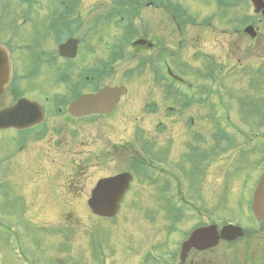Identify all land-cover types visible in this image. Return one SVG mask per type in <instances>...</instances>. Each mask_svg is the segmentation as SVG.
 <instances>
[{
  "label": "flooded vegetation",
  "instance_id": "af4514ba",
  "mask_svg": "<svg viewBox=\"0 0 264 264\" xmlns=\"http://www.w3.org/2000/svg\"><path fill=\"white\" fill-rule=\"evenodd\" d=\"M106 1L98 4L100 10L90 24L88 0H0V47L10 65L9 80L0 83V113L18 106V116L24 117L19 124L0 127V153L4 155L0 159V197H15L19 206L30 209L36 202L28 197L29 190L39 194L42 183L46 191L53 193L56 180L52 178L70 174L74 168L84 170L88 165L89 158L85 161L82 156L87 152L89 130L97 127L104 135L93 154L100 163L98 170L106 168V164L108 167L118 164V167L98 177L94 187L100 180L120 174L129 173L132 177L119 210L136 179L142 177L160 184L163 206L172 216L182 218L189 210L196 218L192 230L173 240L171 250L166 234L161 258L155 264H264V220L253 211L254 193L264 174L263 101L260 105V99H254L255 110L247 118L241 112L243 119L237 124L221 96L218 103L212 86L216 80L212 76H199L192 84L182 76L169 73L165 58L173 56L169 55L164 34L168 30L176 31L182 37L188 25H201L198 15L181 4L183 0ZM212 2L220 9L217 0ZM230 7L228 3L225 10ZM253 10L255 16L263 17L262 12L257 13L254 7ZM145 12L149 17L141 26L144 34L136 36L137 22H142ZM211 16L205 18L208 23ZM252 22L247 25L255 26ZM103 30L113 37L109 46L103 42ZM153 31L160 35L155 36ZM139 39L146 42L137 44ZM182 42L180 38L179 44ZM67 44V51L62 52L61 47ZM126 47L135 51L145 49L146 58H127ZM155 47H158L157 56L153 55ZM127 61L135 64L121 74L119 67ZM158 64L161 67L157 68ZM115 87H125L126 91L111 111L72 113V104L83 97ZM134 87L144 89L147 95L149 88H159L160 95L155 100L147 96L138 100L133 96ZM136 101L143 103L142 117L160 113L161 119L154 128L163 134L160 155L153 153L158 144L149 137L151 130L147 125L151 123L142 117L135 116L132 131L128 134L126 130L122 139L106 137L105 129L119 130L117 115L125 108L130 110ZM217 106L228 112L226 121L217 120ZM187 113L192 114L184 118ZM169 118L173 120L171 123ZM179 128L181 134L186 131L190 134L183 143L184 164L180 163L181 147L174 136ZM224 148L234 151L230 155V171L224 166L216 168L217 157ZM72 151L79 158L75 164L68 157ZM71 176L75 178V174ZM69 181L76 184L73 179ZM61 200L59 204L70 205ZM217 205L222 206L221 212L217 211ZM229 224L240 227L243 234H231L228 238L219 235L213 246L183 250L193 230L214 226L221 234ZM92 243L94 249L80 256H74L73 250L65 246L66 263L153 264L150 252L139 260L138 255L123 256L121 260L112 255L113 251L106 253L109 245L101 234L92 235ZM28 257L19 255L18 263L26 264ZM30 257L32 264H47L42 257Z\"/></svg>",
  "mask_w": 264,
  "mask_h": 264
},
{
  "label": "rangeland",
  "instance_id": "374dc122",
  "mask_svg": "<svg viewBox=\"0 0 264 264\" xmlns=\"http://www.w3.org/2000/svg\"><path fill=\"white\" fill-rule=\"evenodd\" d=\"M98 1L88 0L90 24L94 14L100 10L98 7L102 0ZM106 2L104 0V3ZM196 2L208 9L206 12L197 13L201 25L200 27L188 25L182 37L176 31L171 33L168 30L164 34L167 38L169 55L173 56L165 58L166 62L175 74L190 80L192 84L196 83L195 79L198 80L199 76L201 78L212 76L216 80L212 86L217 92L218 103L221 96L225 107L231 111L232 121L240 124L243 119L241 112L247 118L249 112L255 110L256 107H252L254 99H260V105L261 100L264 104V18L255 16L251 2L245 0H238L234 5L231 4L229 9L223 11L218 9L212 0H196ZM110 4L106 5L107 8ZM181 4L186 7L185 0L181 1ZM186 9L189 8L186 7ZM142 15V22H137L139 31L136 36L144 34L141 26L149 17L147 12ZM210 15H212V21L208 23L205 18ZM251 21L257 32L255 37H251L244 31L245 26ZM153 34L160 35L158 31H153ZM101 35L105 46L113 42L112 35L106 30H103ZM180 38L183 41L181 45ZM157 48L153 52L154 56L158 55ZM126 53L127 58L137 60L146 58L147 55L145 49L135 51L131 47H126ZM134 64L135 61L122 63L119 67L121 74L124 69ZM159 67H161L160 64L157 65V68ZM149 89L151 90L147 95L144 89L134 87L133 96L135 95L138 100L145 96L155 100V96L160 95V89L153 87ZM142 108L143 103L139 104L136 101L130 110L123 109L116 117V124L120 129H112L109 126L110 128L105 129L106 137L118 140L126 136V130L129 134L136 123L135 116L142 117ZM258 109L261 111V106ZM225 110L217 106L218 121L227 120L228 112ZM191 114L187 113L184 118ZM159 119H161L159 112L142 117L143 121L151 123L147 127L151 130L149 137L158 144L157 149L153 150L156 155H160L163 137L161 130L154 129ZM168 121L171 123L173 120L169 118ZM98 131L101 130L97 127L89 130L87 152L82 156L85 161L89 158L84 170H80L82 167H79L62 177L57 174L52 178L56 180L53 193L49 189L47 192L42 183L39 184L37 191H42L39 194L29 190L28 197L30 196L32 201L36 202L30 209L19 206L18 199L15 197L7 199L3 195L0 197V264L2 262L19 264L18 256H26V254L27 257L29 255L26 264H32L33 258L30 255L42 257L47 264H68L65 261L67 255L65 246L68 245V250H73L74 256H80L84 254V251L94 249L92 235L97 234H101L105 243L109 245L105 248L106 253L113 251L112 255H116L118 259L120 257L121 260L123 256L138 255L137 260H139L144 253L150 252L151 260L155 264L161 258V244L165 242L166 234L169 236L171 250L173 240L181 237V234L188 229L192 230L196 223L195 216L188 210L182 218L176 219L172 216L173 213L163 206L160 184H154L142 177L136 179L133 190L127 195L123 208L119 210L115 218H102L93 214L86 202L95 181L102 174L112 172L118 167V164L111 167L106 164L108 168L98 170L100 163L98 165L99 160L93 154H96L101 144L99 139L104 137L103 131L100 133ZM181 131L182 128L176 129L174 136L178 138L177 142L181 147L180 163H183L182 159L186 154L183 143L188 140L190 134L187 131L181 134ZM220 144L224 143L220 142ZM224 149L223 154L217 157L216 168L224 166L230 171V155H233L234 151L231 148ZM68 157L71 158L72 164L79 161L73 151ZM0 159H4L1 153ZM185 164L187 166L186 159ZM121 166L125 164L122 163ZM71 173L75 174V178L71 176ZM72 179L76 184H71L69 180ZM70 185L72 189L69 188ZM219 188L217 187V194H220ZM189 192L193 194L192 190ZM61 199L68 201L72 206L59 204ZM217 211L221 212L222 206L217 205ZM36 264H42V262Z\"/></svg>",
  "mask_w": 264,
  "mask_h": 264
},
{
  "label": "water",
  "instance_id": "95a60500",
  "mask_svg": "<svg viewBox=\"0 0 264 264\" xmlns=\"http://www.w3.org/2000/svg\"><path fill=\"white\" fill-rule=\"evenodd\" d=\"M251 2L255 11L257 13L262 12L264 16V0H251ZM245 32L250 34L251 37H255L257 33L252 25L248 26ZM145 42V40H138L136 43L144 44ZM68 45L61 47V51H67ZM9 75V60L4 50L0 47V83H6L9 80ZM125 91V87L105 88L97 94L83 97L72 104L71 111L74 114H81L83 112H109L115 107L118 98ZM17 109L18 106L0 113V127L10 126L16 122L19 124L24 121L22 115L18 116L19 112H16ZM131 179L132 177L129 173H124L100 180L92 190L91 196L88 199V204L92 212L100 217H114L118 212L120 201L129 188ZM253 210L257 217L264 219V175L255 192ZM230 234H236L237 236L241 235L242 231L240 228H234L233 226L224 227L222 236L226 237ZM217 235L218 232L215 230V227L197 229L191 234L189 240L184 243L183 250L187 251L192 246L197 248L209 247L218 240L217 238L215 239Z\"/></svg>",
  "mask_w": 264,
  "mask_h": 264
},
{
  "label": "clouds",
  "instance_id": "9594fccd",
  "mask_svg": "<svg viewBox=\"0 0 264 264\" xmlns=\"http://www.w3.org/2000/svg\"><path fill=\"white\" fill-rule=\"evenodd\" d=\"M185 6L189 8L192 14L208 11V9L205 6L196 2V0H185Z\"/></svg>",
  "mask_w": 264,
  "mask_h": 264
},
{
  "label": "trees",
  "instance_id": "16d2710c",
  "mask_svg": "<svg viewBox=\"0 0 264 264\" xmlns=\"http://www.w3.org/2000/svg\"><path fill=\"white\" fill-rule=\"evenodd\" d=\"M229 2V1H228ZM236 2H238V0H230V3L232 4V5H234Z\"/></svg>",
  "mask_w": 264,
  "mask_h": 264
}]
</instances>
